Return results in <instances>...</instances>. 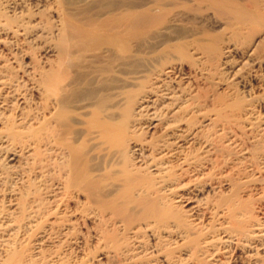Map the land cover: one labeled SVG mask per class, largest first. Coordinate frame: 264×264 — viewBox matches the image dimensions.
<instances>
[{
    "label": "bare ground",
    "instance_id": "1",
    "mask_svg": "<svg viewBox=\"0 0 264 264\" xmlns=\"http://www.w3.org/2000/svg\"><path fill=\"white\" fill-rule=\"evenodd\" d=\"M263 207L264 0H0V264H264Z\"/></svg>",
    "mask_w": 264,
    "mask_h": 264
},
{
    "label": "rangeland",
    "instance_id": "2",
    "mask_svg": "<svg viewBox=\"0 0 264 264\" xmlns=\"http://www.w3.org/2000/svg\"><path fill=\"white\" fill-rule=\"evenodd\" d=\"M44 4H46V5L48 6L47 3H44ZM52 6H53V7H52ZM48 7H49L50 10H48L47 12H52L53 8H55L56 6L54 7V4H50ZM50 7H51V8H50ZM46 10H47V9H46ZM263 211H264V207H263ZM88 248H90L91 250H89ZM93 251H94V250L91 248V246H88V247L86 248V252H91V253H92ZM89 255H90V254H89Z\"/></svg>",
    "mask_w": 264,
    "mask_h": 264
}]
</instances>
